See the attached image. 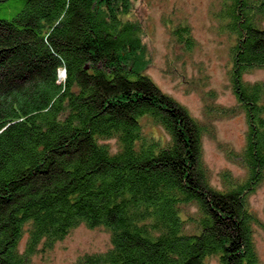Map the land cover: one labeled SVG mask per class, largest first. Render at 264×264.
I'll list each match as a JSON object with an SVG mask.
<instances>
[{"label":"trees","instance_id":"trees-1","mask_svg":"<svg viewBox=\"0 0 264 264\" xmlns=\"http://www.w3.org/2000/svg\"><path fill=\"white\" fill-rule=\"evenodd\" d=\"M220 1L238 105L222 113L248 124L247 179L224 175V190L203 161L207 125L139 71L129 0H22L0 20V264H29L81 226L112 247L79 264H263L249 198L264 185V85L245 77L264 69V0ZM171 34L191 52L188 26Z\"/></svg>","mask_w":264,"mask_h":264},{"label":"rangeland","instance_id":"rangeland-1","mask_svg":"<svg viewBox=\"0 0 264 264\" xmlns=\"http://www.w3.org/2000/svg\"><path fill=\"white\" fill-rule=\"evenodd\" d=\"M220 0H129L130 18L142 29L143 50L139 71L148 76L162 93L174 99L210 133L203 142V161L210 173V184L224 190V175L236 182L247 179L240 155L247 145L246 116L236 111L224 115L222 110L237 108L229 70L233 39L219 30L216 14ZM23 9L22 0L0 5V20H11ZM177 25L190 28L191 52L175 44L171 29ZM251 84L264 85V69L246 75ZM144 133L155 141L165 142L167 135L150 121H144ZM115 149V143H111ZM251 210L263 227L257 228L256 246L264 264V185L249 198ZM111 236L103 229H75L54 248L39 253L29 264H79L86 256L108 252ZM25 248V241L21 250ZM208 264H220L211 259Z\"/></svg>","mask_w":264,"mask_h":264},{"label":"water","instance_id":"water-1","mask_svg":"<svg viewBox=\"0 0 264 264\" xmlns=\"http://www.w3.org/2000/svg\"><path fill=\"white\" fill-rule=\"evenodd\" d=\"M61 73L63 74V80H65L66 79V72L65 71H62V72H60L59 74V78H60V81H62V79H61Z\"/></svg>","mask_w":264,"mask_h":264},{"label":"bare ground","instance_id":"bare-ground-1","mask_svg":"<svg viewBox=\"0 0 264 264\" xmlns=\"http://www.w3.org/2000/svg\"><path fill=\"white\" fill-rule=\"evenodd\" d=\"M61 79L63 80V74L61 73Z\"/></svg>","mask_w":264,"mask_h":264}]
</instances>
